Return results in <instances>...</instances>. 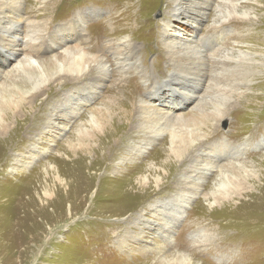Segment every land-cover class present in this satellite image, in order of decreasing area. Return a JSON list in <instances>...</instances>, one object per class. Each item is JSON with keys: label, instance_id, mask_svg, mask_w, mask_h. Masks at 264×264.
<instances>
[{"label": "rangeland", "instance_id": "1", "mask_svg": "<svg viewBox=\"0 0 264 264\" xmlns=\"http://www.w3.org/2000/svg\"><path fill=\"white\" fill-rule=\"evenodd\" d=\"M119 1L22 0L23 19L20 22L19 45L22 48V44L28 41L27 35L29 34L31 36L33 34L42 35V39L36 44L37 50L32 52V57L33 60L39 63L40 71L38 73L49 76L55 67L53 66L54 58H61L62 52L68 50L69 47L71 49L78 46L86 47L88 43L90 44V38L92 37L93 44L90 45L102 50L107 47L110 40H114V38H108L109 36L104 37L102 33L105 26H110V19L119 17L120 10L126 8L127 5L129 6L127 2L131 0H125L126 5L124 4L122 9L117 5ZM138 1L141 0H133L135 11L136 8H139ZM144 1L148 5L150 4L151 24L159 23L158 29L161 32V27L164 25V11L169 9V1L159 0L162 4L160 3L159 6L152 5L153 9H151L150 3L152 0ZM258 2L259 4H254L252 1H241V4L253 7L258 18L250 22L242 19L230 22L231 25H226L222 29L220 38L217 40L218 45L227 49L244 48L251 50L257 58L254 59V63L248 62L250 64L237 65L229 72L224 73L223 79L225 78L224 80L227 81L225 83L223 82L217 86L212 83V87L207 90L209 83L207 80L203 81L201 86L205 85L208 91L207 94L206 91L201 92L206 103L203 106L205 110L202 114L203 126L190 127L189 129L210 133L211 129L220 120V114L229 116V123H223L219 128L222 137L212 138L213 140L210 141L207 151L202 155L206 157L208 154L210 158L216 156L220 159L224 154L235 149L234 152H237L240 158L234 162L233 169L229 172V179L232 177L234 184L226 190H219L218 188L220 171L229 163L227 161L216 160L218 163L214 164V169L206 174L205 180L200 182L198 190L183 186L181 180L185 167L182 168L183 170L179 168L178 172L172 175V182L174 179L176 180L175 184L179 187V190L170 188L161 194L156 191L137 199V202H140L141 198L145 199L144 201H149V206L153 205L155 207L161 203L172 202L168 208L170 214L153 217L151 214L154 212L150 211L152 213L148 215L144 212L143 215L146 217L145 219H148L149 224L144 229L146 235L144 234L139 240L128 241V246L135 253L122 254L115 241L114 229L116 226L114 221L118 219L117 217L120 214L124 215L127 212L128 214L125 215V219L123 218L122 221H129L133 214L141 213L145 208L130 207L126 209L124 205H128V202L124 203V209L100 208V206H108L110 203H98L101 195L97 190L101 180L105 178L103 176L105 172L92 167L94 155L84 157V175L86 176L82 178L69 176L70 166H64L65 164L62 162H59V164L55 162V158L59 156L61 150L65 149L69 142L75 141L76 130L80 125H88L87 122L90 119L88 114L90 112H94L101 107H107L112 112H121L124 109L122 105L120 106L121 99L125 96L128 81L133 79H135V82H133L135 84L134 92L142 94L144 91L146 100L155 109L184 117L194 115V111L199 108L202 99L194 93L184 92V88L192 91H197L198 88L193 86L192 79L187 81L184 79V81L181 79L170 80V75L164 73L168 70V63L162 37L177 38L187 43L199 42L210 31L213 12L209 11V14L202 18L189 11L183 15H171L170 21L173 25L167 33H162L161 36H149L146 31L139 33L137 37L132 32L127 33V37H130L134 45V58L138 57L137 60L142 66L149 68L157 76H161V78H158L160 79L159 82L162 83L150 85L144 89L143 86H140L141 89L139 86L136 88V81L139 78L137 73L131 71L123 75L114 60L109 57L107 58L109 79H103L104 82L101 81L102 87L100 88L93 86L94 82L99 80L94 76L88 77L89 79L92 78L93 83L91 84H87V82H90L89 80L85 84H77V87H80L79 90L77 89V95L80 97V103L83 104L81 106L82 110L73 116L71 110L74 105L71 103L64 111V118L59 120V124H56L52 131L47 128V114L50 113L51 108L68 103L64 99L66 93L75 92V90L70 89V86L62 88L61 84L56 88L58 95L41 112H32L35 105L41 104V100L35 102L34 106L30 108L29 105L24 104L18 110L13 109L12 105L4 104L6 109L1 114L4 113V120L8 129L4 130L5 126L3 127L0 123V140L3 137L9 138L16 131V127L23 125L24 145L21 148L19 147V150L23 152L27 160L30 159L28 160L30 164L27 169L19 165L18 169L11 171V161L6 166L4 161L0 159L2 174L0 176V264H143L147 261L150 264H160L157 258H159L158 253L162 246H165L168 250L164 254V259H172L180 252L192 255L195 252L208 251V249L213 248L215 254H211L212 257L207 255L205 260V258L197 256V261H200V264L203 262L202 259L205 260V264H264V233L260 234L247 227L249 225L244 224V221H242L254 215L264 217V204L261 206L257 204V207H252L249 204L250 201L252 204L254 203V199L249 197L250 193H256L257 187L263 183L260 179L256 181L247 176L248 172L253 169H260L261 172H264V145L259 146L263 144L260 142L264 139V68L260 67V64L264 62L261 60V58H264V0ZM90 10H96L98 14L91 15L89 14ZM84 13L87 14L88 19L81 21L79 15ZM113 24L115 25L116 21L113 20ZM133 26L137 27L136 22ZM110 30L112 31V29ZM2 33L0 31V70L3 72L0 79V94L4 93V85L10 90L14 89L15 85L21 90H26L29 83L25 78L7 79L18 59L22 60L26 52L15 53L14 48L10 47L2 38ZM50 37H53L54 43L50 41ZM243 42L247 44L243 45ZM237 83L241 84L238 90L237 87L232 86ZM232 91L233 93H231ZM6 94L8 100L20 96L14 90ZM47 96L48 92H46L44 99ZM38 113L41 117L37 115ZM35 116L39 118L34 126ZM198 120L200 121V119ZM69 121L71 125L67 127ZM232 123H236L238 128L232 127ZM241 129L244 133L234 138ZM26 132L28 135H26ZM256 132L257 134L254 137ZM39 138L43 141L40 142L37 149L33 150V142ZM167 138L169 139V135L168 132H165L145 152L143 151L140 163L146 166L152 163L156 165L157 161L153 160L154 153L166 143ZM18 140V138L15 139V141ZM85 142H88V140ZM256 146L260 148L256 150ZM10 148L6 151L8 154L16 151L14 146L12 149ZM241 148L243 149L240 150ZM165 155L164 161L177 162L167 152ZM58 161L62 160L58 159ZM50 163L55 167L57 166L58 169L61 168L60 172L63 177L70 180L69 182L72 181L74 187L87 190V192L80 191V196L84 197V202L80 208L72 207V219H70V209L71 206H74L73 200H76L75 197L72 196L67 201L61 192L57 193V198L54 197L47 201L43 197V201L46 204L48 202L49 205L48 208H44L38 206V201L31 195V190L34 192V189H39L37 192L42 195L43 187L46 185L50 186L52 190L55 188L56 180L54 178L51 179L44 173V175H39L35 172L38 168ZM157 166L163 167L162 162L158 163ZM179 166L180 163H178ZM21 172H25L24 180L20 176ZM147 174L149 175V172ZM110 175L112 174L110 173ZM35 176L39 177L35 179ZM88 177L89 179H87ZM167 180H164L162 184L165 183L168 186ZM16 183L17 185H15ZM21 183L23 186L26 185V188L24 187L20 194H17L14 188H21ZM109 186L108 184L106 188ZM246 186H252L253 190L242 192V188ZM152 191L154 190L152 189ZM259 192L264 195V191L259 190ZM29 195L32 196L30 200H28ZM51 201L53 202L51 203ZM60 201H62V207L59 205L61 209H54L53 205L57 206ZM29 202H31L32 207ZM182 202H186L185 205ZM92 203H98L95 210L89 208ZM181 208L182 213H180ZM161 209L159 208V211ZM130 210L132 211L129 212ZM98 211L100 215L97 214ZM177 213L181 214L179 219L176 218ZM56 215L59 217L57 220L54 218ZM161 217L168 218L173 225L171 239L167 240L157 235L159 227L162 225ZM250 226L264 227V224H250ZM51 227H53L52 230H50ZM256 229L260 228L257 227ZM135 230L137 231V229ZM258 235L261 237L260 240L254 237ZM128 246H126V249Z\"/></svg>", "mask_w": 264, "mask_h": 264}, {"label": "bare ground", "instance_id": "2", "mask_svg": "<svg viewBox=\"0 0 264 264\" xmlns=\"http://www.w3.org/2000/svg\"><path fill=\"white\" fill-rule=\"evenodd\" d=\"M167 1H169V9L164 11V27L162 26V30L159 32V23L151 24V11H149L150 4L148 5L144 0L138 1L139 8H136L135 11L133 0L127 2L129 6L127 5L126 8H123L125 0H120L117 5L120 9H123L120 10L121 12L119 17L117 16L116 18H111L109 21L110 26H105V30L102 33L104 37L109 36L108 38H114V40H110L107 44V47L102 50H98V48L90 45L91 43L93 44L92 37L90 38V44L88 43L86 47L78 46L73 49L69 47L68 50H64V52H62L61 58H54L53 66L55 67L53 71L49 74V76H44V73H38L40 71L39 63H37L36 60H33L32 57V52L37 50L36 44L42 39V35L40 34L39 36L38 34H33L31 36V34H29L27 35L28 41H25L22 44V48L20 47L21 45H19L20 43L18 38L20 37V22L23 19L22 0H0V31L3 32L2 38H4L10 47L14 48L15 53H21L23 51L26 52L23 55L22 60L17 58V61L16 59V65H14L12 72H10V76H8L7 79L11 80L18 77H23L29 83V87L26 90H21L15 85L14 89L12 90L17 92V94L20 96L19 98L16 97L12 100H8L6 94L12 90H10L5 85L3 86L4 93L0 94V123L3 125V127L5 126L4 130L8 129V126H6L7 123L4 120V113L1 114V112L6 109L4 104L12 105L13 109L18 110L24 104L29 105L30 108L34 106L35 102L41 100V104L35 105V109L32 111L41 112L43 109H46V107L51 104L52 99L58 95L56 88H58L61 84L62 88L70 86V89L73 91L75 90V92L66 93L64 99L68 101L67 104L63 103L61 106H55L49 110L50 113L47 114L48 116L46 122L47 128L51 129L50 131H52L56 124H59V120L64 118V111L71 105V103L74 105L71 112L72 115L75 116L77 112L82 110L81 106L83 105L80 103V97L77 95V89H80V87H77V84H85V82L88 80L90 82H87V84H91L93 83L92 78L89 79L88 77L94 76L99 80L95 81L93 86H97L98 88L102 87L101 81L104 82L103 79H109V67L107 64V58L109 57L114 60L115 64L119 67L123 75L131 71L137 73L139 78L137 79L138 81H136V88H138V86H143L142 88L144 89L147 86H153L155 84L157 85L162 83L159 82V78H161V76H157L149 68L142 66L139 60H137L138 57L134 58V45L132 40H130V37H127V33L132 32V34L137 37L139 33H144L146 31V34L149 36H161L162 33H167L168 29L173 25L170 21L171 15H183L189 11L202 18L206 17L209 14V11L213 12V15H211L210 24L211 32L209 31V33L203 36L199 42L195 41V43H187L177 38L162 37V43L165 48L164 51L168 63V70L164 73L170 75V80L184 79L187 81L192 79L194 82L193 86L198 88L197 91L184 88V92L194 93V95H197L198 98L202 99L201 105H199V108L194 111V115L192 117H184L181 115H176L175 113H166L162 110L155 109L154 106L152 107L150 102L146 100L144 91L142 94L134 92L133 89H135V84H133V82H135V79H133L128 81L129 84L126 85L125 96L121 99L120 106L122 105L124 109L121 112H112L111 109L107 107H101L97 108V110L94 112H90L88 114L90 117L87 122L88 125L84 126L81 124L76 130L75 141L69 142L68 146L61 150L59 156L55 158L56 163L58 162L59 164V162H62L65 164L64 166H70L68 173L69 176L82 178L86 176L84 175V157L94 155L92 158L94 165L92 164V167L98 171L105 172L103 175L105 178L101 180L97 190L98 193H100L99 195H101L98 199V203H110V205H103L100 206V208L109 207L111 209H124L123 205L125 202L129 203L128 205H124L126 209L130 207H137L141 209L145 208L143 212L133 214L129 221H122L128 212H125L126 214L124 215L120 214V216L117 217L118 219L114 221V225L116 226L114 229V234L116 237L115 241L118 249H120L119 251H121L122 254L130 252L131 254L135 253V251H133V249L128 246V241L130 242L133 239L139 240L144 236V229L149 226L148 219H145L146 217L143 215L144 212L147 213V215L154 212L151 214L153 217L157 215L167 216L170 214L168 213V208L170 207L169 204L172 202L168 201V203H161L156 207L153 205L149 206V201H144L145 199L141 198V201L137 202V199H140V196L143 197L149 193H155L156 191H158V194H161L170 188L179 190V187L175 184L176 180L174 179L172 182V175L177 173L179 168L182 169L183 167H185V170L182 174L184 178L182 177L181 180L183 182V186L188 189L198 190L200 182L205 180L206 174L209 173L211 169H214V164L218 163L216 160L229 162L220 171V181H218L219 190H226L234 184L233 178L231 177L229 179V172L232 171L235 164L234 162L240 158V155L237 152H234L235 149L230 150L229 153L224 154V156L220 159H218L219 157L216 156L210 158L208 154L206 157H203L202 155L207 151L210 141L213 140L212 138L222 137V133L219 128H221L223 123H229V116L220 114V120L217 122V124H215L214 128L211 129L212 131H210V133H202L199 130L193 131L189 129L190 127L203 126L202 114L205 112L203 106L206 105V103L203 100L204 96H202L203 94H201V92L206 91L205 93L207 94V90L211 88L213 84L214 86H217L218 84L227 82L224 80L225 78L223 79V74L229 72L232 68H234V66L247 64L248 62L254 63V59L257 58L255 53L251 50L244 48L227 49L218 45L217 40L220 38L222 29L226 27V25H231L230 22L238 21L239 19L247 20L249 22L253 21L254 19L258 18V15L254 11L253 7H248L247 5L241 4L240 2L243 0ZM246 1H252L254 4H259V0ZM150 3L151 9H153L152 5L159 6L161 1L155 0V2H153L152 0ZM167 12L168 14H166ZM89 14L96 15L98 13L96 10H90ZM79 17L81 21L88 19L86 13L79 15ZM113 20L116 21L115 25H112ZM135 22L137 24L136 28L133 26ZM109 28L112 29V31ZM44 37L45 35L43 38ZM52 39L53 37H50V41L54 43ZM242 44L245 45L247 43L243 42ZM261 60L264 61V58H261ZM260 67L264 68V62L260 64ZM1 76H3V72L0 70V79L2 78ZM206 80L209 83L207 90L205 85L201 86L203 81ZM226 85H228V83H226ZM232 86L237 87L238 90V87H240L241 84L237 83L233 84ZM46 92H48V96L46 99H44ZM231 93H233V91ZM37 115L39 116L40 113ZM38 116L34 117V126L35 122L39 118ZM198 119H200V121ZM68 125H71V122L69 124L67 123V127ZM186 127L188 128L186 129ZM232 127L238 128L236 123H232ZM16 128V131L9 138L3 137L0 140V159L1 161H4L6 166H8L11 161V171H15L19 165L27 169L29 168L30 164L28 161L30 159L27 160V157L22 151L19 150L24 145L23 137L25 135L22 134L24 127L23 125H20ZM165 132H168L169 139L167 138L166 143L154 153L153 157V160L157 161V164L162 162L163 167L157 166V164L154 165L153 163L147 165L148 167L146 165H142L140 163L142 157L141 153H143V151L145 152L146 149L153 145V143H155L158 138H161ZM243 133L244 131L241 129L236 133L234 138L241 136ZM256 134L257 132L254 134V137ZM26 135H28L27 132ZM16 138L19 140L15 141ZM84 140H88V142H85ZM42 141L43 140L39 138L33 142L34 144L32 145V149H37V147L40 145V142ZM260 143L263 144L259 146H263L264 139H262ZM10 146H12V148L14 146L16 151H12L8 154L6 151L10 148ZM259 146H256V150L260 148ZM242 149L243 148L240 150ZM140 150L141 152H139ZM166 152L173 160L176 159L177 162L174 163L173 161L169 160L164 161ZM58 159H61L62 161H58ZM178 163H180L179 167ZM60 169H58L57 166L55 167V165L52 163L38 168L35 172H37L39 175L44 173L49 178H54V180H56L54 185L55 188L53 187L54 189L52 190L50 186L46 185L43 187L42 195L38 194L37 191L39 189H34V192L31 190V195L34 196L35 200L38 201V206L44 208H48L49 205L48 202L46 204V202L43 201V197L46 199V201L53 199L54 197L57 198L58 192L63 193L64 199L66 198L67 201L70 200L72 196L75 197L76 200H73L74 206H71L70 209V219H72V207L80 208L84 202V197L80 196V191L82 190L81 192H87V190L84 188L79 189L74 187L72 181L69 182L70 180L63 177ZM147 172H149V175ZM110 173L112 175H110ZM24 175L25 172L20 173L22 179ZM0 176H2L1 171ZM247 176L256 181L260 179V181L263 183L257 187L258 193H250L249 197L254 199L253 204L250 201V206L253 207L257 204L260 206L263 205L264 195L260 194L261 192H259V190L264 191V172H261L260 169H253L248 172ZM38 177L39 176H35V179ZM87 179H89V177ZM164 180L168 181V186H166L165 183L162 184ZM17 183L15 185H17ZM108 184L110 186L106 188ZM21 185V188L11 187L16 189L17 194H20V191L26 186H23L22 183ZM152 189L154 191H152ZM250 189L253 190V187L246 186L245 188H242V192H247V190ZM32 196H30L28 200H30ZM62 201H60V204H56L58 207L53 205L54 209L56 208V210H60L61 208L59 205L62 207ZM52 202L53 201H51V203ZM29 203L31 206V202ZM98 203H92L89 208H91V210H95ZM185 203L186 202H182L183 205H185ZM112 205L113 207H111ZM159 208L162 209L159 211ZM182 208L180 213H182ZM131 211L132 210L129 212ZM97 214L100 215V212L98 211ZM176 215V218L179 219L181 214L179 215L177 213ZM54 218L56 220L59 219L57 215ZM160 221L162 222V225L159 227V233L157 235L159 237H164L167 240L171 239V229L173 226L171 221L168 218L164 219L163 217H161ZM242 221H244V224L249 225L245 226L257 231L260 234L264 233V227L250 226V224H264V217L262 215L250 216ZM257 227L260 229H256ZM52 228L53 227H51L50 230H52ZM135 229H137V231ZM254 237H257L259 240L261 238L260 235ZM126 246H128L127 249ZM160 248L161 250L158 253L159 258H157V260L159 259L160 264H200V261H197V256L205 258L206 260L207 255L212 257L211 254H215V251L212 248L210 250L208 249V251L195 252L192 255L188 253L183 254V252H180L172 259H164V254L168 250L165 246ZM205 260L202 259V264H205ZM143 264H150V262L147 261Z\"/></svg>", "mask_w": 264, "mask_h": 264}]
</instances>
